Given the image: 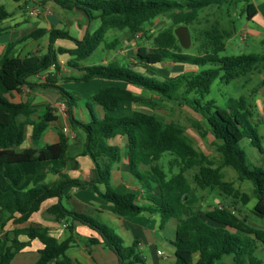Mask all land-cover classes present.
Returning <instances> with one entry per match:
<instances>
[{
	"label": "trees",
	"instance_id": "trees-1",
	"mask_svg": "<svg viewBox=\"0 0 264 264\" xmlns=\"http://www.w3.org/2000/svg\"><path fill=\"white\" fill-rule=\"evenodd\" d=\"M237 0H55L64 10L82 12L90 23L99 22L93 31H87L78 40L66 30L38 29L22 41L48 36L47 51L43 55L19 57L11 54L10 46L0 61V166L7 167L11 181L9 190L0 191V225L8 221L24 223L38 213L42 205L51 199L57 203L50 206L48 213L57 222H79L95 232L96 237L88 240L89 246L101 244L112 251L118 264H146L138 251V244L125 246L116 232L96 218L68 210L62 203L65 190L73 185L92 187L94 192L109 205L105 209L119 217H136L144 212L158 214L161 228L171 220L176 221L175 248L176 264H226V257L233 258V264H264L257 257L259 244H264V229L251 227L245 216L239 213L238 205L246 206L252 196L257 200L254 214L264 220V168L253 166L248 161V153L240 143L248 139L264 156V146L257 130L258 123L252 121V106L246 97L230 98L226 105L218 106L215 101L203 104L210 94L212 85L218 79L230 83L246 76H254L264 69V53L247 54L234 57H221L226 51V40L235 32V21L229 20L230 27L223 21H215L210 27L198 29L200 13L211 7L222 9L231 7ZM246 3L245 13L248 19L256 14L253 4ZM172 15L173 26L161 30L153 37L152 47L139 46L135 56L124 61L112 60L106 64L85 66L99 49L117 50L120 41L107 40L111 30L128 31L135 38L139 34L150 40V31L146 26L161 16ZM10 17V13L0 7V23ZM231 18V15L228 14ZM187 26L198 44V54L185 51L175 34V28ZM6 29L0 28V34ZM57 40H69L74 48H55ZM15 45V44H14ZM69 55V67L76 69L80 76L68 77L65 81L89 82L95 78L120 81L143 89L162 99H175L183 89L185 94L197 93L200 99L191 107L200 114L213 136L217 152L222 157L221 165L214 167L213 161L198 150L188 137L184 127L177 122H165L153 113L141 110H127L124 104L155 107L152 97L136 94L124 87L112 85L100 89L86 102L90 114L88 122L76 119L74 109L79 102L78 96L59 85L60 55ZM190 65L198 68L217 65V68L200 72L183 73L176 77L160 78L154 72L146 73L140 68H150L162 63ZM54 69L41 84H30L28 80L43 72ZM29 84L30 87L53 88L66 100L67 114L71 126L79 129L85 136L81 156L90 158L95 169V178L84 182L71 179L61 171H56L60 179L50 184H39L23 190L25 175L22 164L32 162L59 161L69 158V139L60 132L55 144L42 148L20 150L25 140L26 126L32 127V139L35 145L50 123L57 119L50 106L38 119H33L37 107L30 102L14 103L7 97ZM264 86V77L260 87ZM258 88L253 93H257ZM99 106L105 116L99 118L94 107ZM205 135V133H203ZM118 138H124L126 148L111 144ZM257 142L260 144L258 145ZM166 154L168 171L161 164ZM126 157L131 174L140 188L146 193L150 205L138 202V191L112 189L110 186L112 169ZM231 167L241 182L249 181L253 185L252 196L235 188L233 182L223 180L222 168ZM177 172H176V171ZM195 171L192 186L186 176ZM105 186V191L99 188ZM200 190L216 191L218 203L205 207ZM157 191V194H155ZM228 201L229 204H225ZM71 234L63 241L43 226H30L12 232V238L0 241V264H12L15 256L29 247L32 241H39L43 248L35 264H80L68 256L75 243ZM26 236L20 241L19 236Z\"/></svg>",
	"mask_w": 264,
	"mask_h": 264
},
{
	"label": "crops",
	"instance_id": "crops-1",
	"mask_svg": "<svg viewBox=\"0 0 264 264\" xmlns=\"http://www.w3.org/2000/svg\"><path fill=\"white\" fill-rule=\"evenodd\" d=\"M1 1V0H0ZM19 2L18 9H15L18 14L11 16L12 12L10 13L11 20L8 21L10 17L0 23V28L6 29L2 34H0V61L5 55V53L11 47V54L14 56L19 57H27L30 55H43L47 51L48 47V36L41 37L39 39H28L22 41L27 36L32 34L38 29H46L47 31H51L54 29H63L61 26V22L57 18L53 17H46L43 16L40 18V22L29 20L27 17H24L21 14V5L25 0H15ZM21 1V2H20ZM41 6L42 9H50L51 7L59 8L55 0H31L30 4L34 5L37 4ZM249 4H253L256 9V14L252 17V19L247 18V14L245 13V9L241 12V18L246 17L247 24L246 27L243 28L242 33L244 32L247 37L249 35L252 36H264V0H249ZM0 7H4L0 5ZM5 8V7H4ZM6 9V8H5ZM64 10V9H63ZM44 11V10H41ZM78 11V10H73ZM72 12V11H67ZM80 12V11H78ZM83 20L88 21V18L82 13ZM47 14V13H45ZM19 15V17H17ZM96 22V21H95ZM68 31V30H66ZM70 35L78 40H81L86 32H82L79 36H74L73 31H68ZM68 41L70 46L64 47L58 45L59 42ZM264 42V41H263ZM15 44V45H14ZM64 48V49H72L74 48V43L69 40H57L55 43V48ZM104 51V49H103ZM103 53L102 49H99L96 53ZM93 54V55H95ZM92 55V56H93ZM68 57L65 66H62V62L60 60L61 57ZM99 61L102 64H106L110 61L104 60L103 56H98ZM70 60L69 55H60L59 62H60V73H59V85L62 87L63 84L70 83L72 81H65V78L68 77H78V75L71 74V70L76 69L69 67L68 61ZM123 60V59H121ZM84 64V63H83ZM85 65V64H84ZM89 66V65H85ZM64 68V69H63ZM66 69V70H65ZM65 70V71H63ZM54 69L51 68L50 70L43 72L36 77V81L28 80L30 84H41L46 81V78L49 76L50 73H53ZM259 73V72H258ZM261 76V79L264 77V69L261 70L258 77ZM99 78H95L89 82L98 81ZM104 82V86H112L117 85L124 87L136 94H141V90L129 84L120 82V81H113V80H105L101 79ZM261 82V81H260ZM102 86V85H101ZM102 86V88H105ZM65 88V87H64ZM101 88V89H102ZM259 96V108L260 114L258 119V125L264 124V86L257 92ZM79 98V104L74 109V115L76 119L82 122H88L90 120V114L86 107L87 100L94 95H88L87 98L82 96L81 94H74ZM142 95V94H141ZM9 100L14 103H22V102H30L33 106L37 107L38 111L33 116V119H38L39 116L45 113L44 106H50L52 108V112L57 119L50 123L48 129L42 135L41 141L38 145H35L32 139V127L26 126L25 128V140L22 146L19 148L20 150H25L29 148H42L46 145L55 144L60 139V132L64 133L69 139V158L66 162L62 163L59 161H45V162H32V163H24L22 164V171L25 175V182L22 185L21 189L27 190L33 188L39 184H50L58 181L60 176L55 173L56 171H61L66 174L71 179L81 180L84 182L92 181L95 178V169L92 161L87 156H81L83 150V144L85 142V136L81 130L75 129L71 126L67 114V107H66V100L60 92L53 88H40L30 87L29 84L23 86L20 89V92H13L11 95L7 96ZM128 105L131 104H124L122 105L123 108L127 110H139V109H129ZM136 105V104H133ZM94 111L99 118H103L105 116V111L99 107L95 106ZM147 113H150L146 110ZM114 144L120 145L123 149L126 148V143L124 138H118L115 140ZM59 162L60 164H54ZM24 165H33L28 168V176L24 171ZM49 180V181H46ZM40 182V183H38ZM110 186L112 189H128L138 191V202L145 205H150L148 197L146 193L140 188L138 182L133 178L128 161L126 157L122 159V161L115 165L112 169V177ZM11 187L10 178L7 175V167L0 166V191L5 192L9 190ZM99 188L102 191H105L104 185H99ZM157 194V191H155ZM64 199L67 200L68 204L71 205V209L77 213L88 215V216H96L97 220L102 221L103 223H108L105 220H109L117 227L119 233H116L124 242L125 246H131L134 243L138 244V251L141 256L144 258L146 262V256L143 252L146 250L147 247H150V243L152 247L156 249V255L159 256L160 260L163 264H176L175 259V248L173 246V242H170L172 247L171 253H167L164 250H160L158 248V244L160 241L164 240L165 238L162 237V231L168 229L171 221L167 224L165 228H161V218L158 214H149L144 212L136 217H119L112 213L111 211L105 209L106 205H109L105 201H103L93 190L92 187H83L79 185H73L68 187L64 192ZM215 203H218L219 200L215 199ZM57 203L56 199H51L46 201L43 205L41 210L38 213L33 214L29 220L24 223L16 224L14 221L19 218L20 215L16 214L14 220L8 221V223L3 227L0 225V241H5L6 238L13 237L12 232L19 229H25L30 226H43L49 228L53 234L59 239V241L65 240L67 237L70 236L71 231L69 227H73L72 234L75 236V243L68 251V256L80 263V264H118V259L116 255L110 251L109 249L104 248L101 244H97L93 247L89 246L88 240L91 237H96L94 231L89 229L87 226L82 225L79 222H72L64 221V222H57L51 214L48 213V209L50 206ZM64 205V204H63ZM160 222V224H159ZM111 227L110 225H108ZM112 228V227H111ZM113 229V228H112ZM114 230V229H113ZM158 230L160 232H158ZM115 231V230H114ZM159 234V235H158ZM176 234V228H175ZM161 235V236H160ZM20 241H26V236H19L18 238ZM160 239V240H159ZM258 252L264 253V244H259ZM43 248V245L35 240L32 241L30 246L19 252L12 264L18 259L20 262L29 261L30 264H35L40 257L39 251ZM158 251L164 253V255H158ZM257 252V253H258ZM226 264H233L232 257H226L224 259ZM263 261V260H262ZM161 264V263H160Z\"/></svg>",
	"mask_w": 264,
	"mask_h": 264
},
{
	"label": "rangeland",
	"instance_id": "rangeland-1",
	"mask_svg": "<svg viewBox=\"0 0 264 264\" xmlns=\"http://www.w3.org/2000/svg\"><path fill=\"white\" fill-rule=\"evenodd\" d=\"M30 2L31 0H25V2H23L20 7L22 11L21 14L24 17H27L32 21H37L38 23L40 22L39 20L42 16L43 18H57L61 22V26L63 27V29H66L68 31L72 30L74 36H79L82 34V32H87L88 30L93 32L99 25L98 21L93 23H90L89 20L87 22L84 21L82 18L83 15L78 11L67 12V10L59 9L57 7L55 8V5L50 9H42L41 6L38 5L39 3L32 5L30 4ZM18 4L19 2L15 0L0 1V5H3L8 12H12L11 16L18 14L20 10L18 9ZM245 6L246 3L244 1L237 0L231 7H229V9H227V6L223 7L222 9L211 7L203 10L200 13V24H198L197 26L198 29L210 27L215 21L221 20H224L223 25L229 28V20L235 21L236 32L226 40V51L220 54L221 57H234L247 54L264 53V36L249 35V37H247L244 32L242 33L243 28L246 27L247 24L246 17H240L242 10L245 9ZM15 9H17L18 12ZM228 14L231 15V18L228 17ZM17 17H19V15ZM11 18L12 17H10L8 21H10ZM172 26L173 23L171 14L159 17L154 22L146 26V29L150 31V40L143 39L142 34H139V36L135 38L128 31L111 30L107 35V40L113 41L115 39H118L120 41V46L118 47V49L113 51H103L102 49L103 53L97 52L95 55L91 56L83 63L85 65H100V57L98 56L101 55L103 56L104 60L107 61H112L115 59H123L124 61V58L130 56L129 60L135 63V61L131 58L135 56L139 46L146 45L151 48L153 37L157 35L161 30ZM177 28L179 27H176L175 30ZM66 42L67 43L59 42L58 45L64 47L70 46V43H68V41ZM185 51L191 54H198V44L195 43V41L193 43L192 40L191 47ZM67 58V56L60 58L62 66L66 65ZM138 68L146 73L148 72L151 74L152 72H154L158 77L163 78L166 76L176 77L183 73L200 72L202 70L213 69L217 68V65H206L205 67L198 68L190 65L166 62L150 68ZM71 74L76 76L79 74V72L71 70ZM258 75L259 73L257 72L254 76H246L241 78L240 80L232 81L230 83H226L225 81L218 79L212 85L211 92L205 97L203 104L208 101H215L218 106H224L230 98L239 99L240 97H246L248 104L252 106V121L254 123H258L257 118L260 114L259 96L257 93H253L254 89L258 88L259 91L262 88L260 87L261 76L258 77ZM29 80L36 81V77H31ZM104 82L105 81H102L101 79H98V81H93L91 83L72 81L70 83L63 84V86L72 94H81L82 96H85L87 98L88 95L90 96L93 93H97L102 88V86L105 87L107 84L104 86ZM140 90L142 95L148 98L152 97L157 105L153 108H149L147 106H138L131 104L128 105L129 109L146 110L156 115L162 121L177 122L181 124L184 127L188 137L192 140L194 146L198 150L204 152L213 161L214 167H218L221 165L222 157L216 150V146L214 145L215 140L209 133L204 118L200 114L196 113L191 107L192 105H195V100L201 98L200 95L195 92L191 94H185L182 89L175 99H162L157 95L151 94L143 89ZM257 130L261 137L264 136V124L258 125ZM203 133H205V135H203ZM114 143L115 141L111 142V144ZM257 144L259 145L260 143L257 142ZM261 145L264 146V139L261 140ZM240 147L247 151L248 161L251 165L264 168V156L256 147L251 146L248 139L241 142ZM170 158H172V156L166 154L161 162V164L165 166L166 171H168L169 169L168 160H170ZM54 164L56 165L60 163L57 162ZM31 166L33 165H24L26 176H28L27 170ZM221 172L224 181L233 182L235 188H238L241 192H245L252 196V183L249 181H239L238 175L233 168L224 167L222 168ZM194 174L195 171L192 170L189 171L186 176L190 180L191 185L195 187L193 183ZM198 194L204 198L205 207L213 204L216 198H220L216 191L211 190L203 191L198 189ZM256 202L257 200L254 196H252V200L246 206L238 205V208L241 210L239 214L241 216H245V220H247V223L251 227L264 229V220L257 217L253 212ZM63 204L67 209H71V205L68 204L66 199H64ZM225 204H229L228 201H226ZM105 221L115 230L116 233H119L115 224H113L109 220ZM175 228L176 221L172 220L168 229L162 231V237H164L165 239L160 241L158 244V248L160 250L171 253L172 247L170 245V242L175 240ZM158 232L160 231L158 230ZM143 254L146 256V264H163L159 256L156 255V249L155 247L151 246V243L150 247H147ZM257 257L264 262V253L258 252ZM14 264H30V262H20V260L18 259L14 262Z\"/></svg>",
	"mask_w": 264,
	"mask_h": 264
},
{
	"label": "water",
	"instance_id": "water-1",
	"mask_svg": "<svg viewBox=\"0 0 264 264\" xmlns=\"http://www.w3.org/2000/svg\"><path fill=\"white\" fill-rule=\"evenodd\" d=\"M175 34L183 49L188 50L192 44L191 33L187 26H180L175 30Z\"/></svg>",
	"mask_w": 264,
	"mask_h": 264
},
{
	"label": "built area",
	"instance_id": "built-area-1",
	"mask_svg": "<svg viewBox=\"0 0 264 264\" xmlns=\"http://www.w3.org/2000/svg\"><path fill=\"white\" fill-rule=\"evenodd\" d=\"M158 255H164V253L161 251H158Z\"/></svg>",
	"mask_w": 264,
	"mask_h": 264
}]
</instances>
